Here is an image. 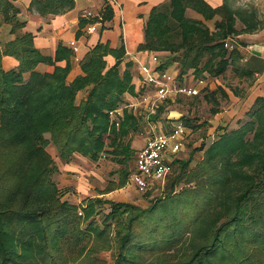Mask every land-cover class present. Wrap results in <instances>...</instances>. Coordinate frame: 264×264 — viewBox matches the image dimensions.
Masks as SVG:
<instances>
[{"label": "trees", "instance_id": "obj_1", "mask_svg": "<svg viewBox=\"0 0 264 264\" xmlns=\"http://www.w3.org/2000/svg\"><path fill=\"white\" fill-rule=\"evenodd\" d=\"M237 2L222 0L212 7L207 0H168L156 5L138 50L167 53L160 67L177 62L180 77L190 71L198 79L219 78L229 68L247 76L237 67L238 52L224 44L257 30L261 20L253 5ZM73 7L74 0H33L28 9L45 16ZM188 9L204 21L220 20L210 30L188 17ZM18 13L11 0H0V14L15 35L0 46V264H79L112 248L111 264H264V98L255 99L237 128L196 148L203 154L195 166L190 163L196 149L187 159L175 160L178 172L150 207L101 198L72 204L62 199L52 178L58 168L46 147L53 145L65 163L75 155L93 162L110 156L127 177L135 153L130 134L138 131L140 121L125 111L116 128L108 113L124 104L125 93L134 92L132 64L122 69V38L116 48L98 42L83 57L81 74L68 81L71 50L58 45L53 57L41 54L31 33L18 35L24 27ZM113 16L105 4L98 17H80L79 25L103 24ZM4 56L13 57L17 66L4 69ZM107 56L114 60L111 66ZM62 61L64 66L57 65ZM40 64L53 70L41 72ZM79 93L84 95L78 98ZM201 93L211 105L210 115L227 99L221 87H205ZM161 113L165 105L153 118ZM203 124L185 120L192 132ZM105 204L109 212L98 225L94 218Z\"/></svg>", "mask_w": 264, "mask_h": 264}, {"label": "crops", "instance_id": "obj_2", "mask_svg": "<svg viewBox=\"0 0 264 264\" xmlns=\"http://www.w3.org/2000/svg\"><path fill=\"white\" fill-rule=\"evenodd\" d=\"M32 1L11 0L12 4L19 10L18 20L24 24L18 35L31 33L34 46L45 56L53 57L58 45L69 48L72 52V57L70 59L71 70L67 77L68 81H72L81 74L80 63L95 44L101 42L108 44L110 48H116L120 44V38H122L125 56L121 66L123 69L126 62L132 64L130 71L134 86L133 93H125L123 95V105L127 107L125 111L140 118L138 109L131 108L138 103V93L141 89L139 69L132 61V57H138L143 62L149 63L146 51L138 50L139 45L144 40V25L152 8L166 3L168 0H116L117 6H113L107 0H74V7L71 10L58 15L48 14L45 16L28 9ZM207 2L212 7H218L222 4V0H207ZM105 4H108L114 11V16L110 21H106L103 24L99 21L92 22L83 27L79 25L80 17L86 19L98 17ZM254 8H256L258 18L261 20V26L251 33L239 34L230 41L235 47L234 50L239 54L237 67L245 71L248 74L247 76H236L229 68L225 75L219 78L198 79L190 74V71L180 77L179 64L177 62L169 63L165 67L168 72L175 76L177 75L179 80L185 79L190 84L197 83L200 91L205 87L210 91L221 87L225 91L227 99L220 100V111L215 115L209 114L207 116L209 117L206 119L209 131L226 127L227 125L228 130L237 128L240 121L243 122L247 119L246 113L252 107L255 99L257 97L264 98V0H259L258 3H255ZM186 15L194 20L204 22L210 30L214 29L215 21L220 20L219 17H216L211 21H204L201 15L190 9L186 11ZM94 25L96 29L89 31L88 27ZM237 28L240 29V25H237ZM9 30L10 25L4 22L0 14V46L15 38V35H11ZM70 42H74L77 46L78 50L76 53L72 51ZM155 54H157L161 65L166 63L169 56L167 53ZM106 61L108 66L114 63L113 58L110 56L106 57ZM2 64L4 69L9 70L16 67L18 62L13 57L4 56ZM57 65L64 66L65 61L59 62ZM37 70L51 72L53 67L40 64L37 66ZM209 79L211 80L209 81ZM203 104L208 106L207 109L209 111L211 106L209 107L205 101H203ZM164 114H167V119L180 118V115L171 118V113L167 112L166 109ZM181 119L183 118L181 117ZM201 122H204V120H198L195 124H200ZM135 142L136 138L134 137L131 141V148L136 150V153L141 147L136 148Z\"/></svg>", "mask_w": 264, "mask_h": 264}, {"label": "rangeland", "instance_id": "obj_3", "mask_svg": "<svg viewBox=\"0 0 264 264\" xmlns=\"http://www.w3.org/2000/svg\"><path fill=\"white\" fill-rule=\"evenodd\" d=\"M258 2L259 0H238L235 4H251L255 6V3ZM210 80L211 79H209V81ZM83 95V93H80L78 98H81ZM202 95L203 93L195 97L186 98L176 96L168 98L162 103V105H165L167 112L171 113V118L180 115L184 123L186 119H189L191 124L198 120H204L203 126L199 129H195L193 132L191 128H187V132L183 137V148L173 156V161L187 159L192 150L199 148L201 145H209L211 141L217 139L223 130H228L227 125L226 127H220L219 129L209 131L207 126L208 122L206 121V119L209 118L207 117L209 116V111L207 109L208 106L203 104ZM208 105L209 107L211 106L210 104ZM166 116L167 114L161 113L158 117L152 119L155 122L158 121L160 124H166L168 121ZM139 121L138 131L130 134L131 140L134 137L136 138V142L134 143V145L137 146L136 148H142L148 136V132L144 127V122L140 118ZM45 137L49 138V135L46 134ZM127 139L128 138L125 140ZM46 151L51 155L57 165L58 171L53 174L52 178L62 194V199L72 204L81 205L85 198H101L112 202L133 204L142 209H146L150 207L156 199L163 197L168 180L178 172V165L173 162V171L166 176L164 181L156 182L145 191H140L130 181V173L134 167L136 153L133 154L128 162L129 174L126 177L121 172L123 166L118 164L110 156L99 158L97 161L93 162L83 156L75 155L69 163H65L57 157V152L53 145L49 144L46 147ZM135 151L136 150H134V152ZM202 154L203 152L197 151L196 149L190 167L196 165L202 158ZM108 212L109 205L105 204L99 214L94 218V221L100 225L104 215ZM110 231L111 234L109 235L112 236L115 231L114 225L111 226ZM114 253V248L100 251L93 255L95 261L90 262L84 260L79 264H111Z\"/></svg>", "mask_w": 264, "mask_h": 264}, {"label": "built area", "instance_id": "obj_4", "mask_svg": "<svg viewBox=\"0 0 264 264\" xmlns=\"http://www.w3.org/2000/svg\"><path fill=\"white\" fill-rule=\"evenodd\" d=\"M113 6H117L116 0H107ZM96 26L88 27L94 31ZM74 53L78 48L74 42H70ZM224 46L228 50H234V45L227 41ZM149 63L143 62L138 57H132V61L139 69L141 77V91L138 93V103L133 109H138L140 119L148 132L144 146L136 152L135 162L130 181L140 191H145L152 184L164 181L166 176L173 171V156L183 148V137L187 127L180 118L168 119L166 124L153 121L155 116L168 98L182 96L194 97L200 94L196 84H190L185 79L179 80L178 76L160 67L159 58L153 52H145ZM125 105H120L108 115L111 124L119 127L123 120ZM102 158V157H101ZM104 158V157H103Z\"/></svg>", "mask_w": 264, "mask_h": 264}]
</instances>
